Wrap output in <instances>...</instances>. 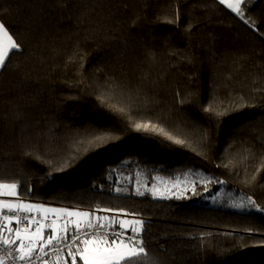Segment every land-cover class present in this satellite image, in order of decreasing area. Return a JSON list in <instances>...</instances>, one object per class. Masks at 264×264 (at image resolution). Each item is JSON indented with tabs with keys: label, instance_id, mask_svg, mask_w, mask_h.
<instances>
[{
	"label": "trees",
	"instance_id": "obj_1",
	"mask_svg": "<svg viewBox=\"0 0 264 264\" xmlns=\"http://www.w3.org/2000/svg\"><path fill=\"white\" fill-rule=\"evenodd\" d=\"M246 16L257 29L215 0H0V19L23 45L0 76V182L31 188L25 199L45 206L141 214L157 264H264V211L212 202L224 190L264 208V0H248ZM77 46L86 53L83 84L77 65L63 68ZM113 84L115 99L132 95L186 143L137 131L101 106L97 86ZM240 96L251 106L216 115ZM92 134L119 138L49 172L46 161ZM257 170L256 183H244ZM137 171L148 186L195 171L214 182L180 200L110 190L115 173Z\"/></svg>",
	"mask_w": 264,
	"mask_h": 264
},
{
	"label": "snow or ice",
	"instance_id": "obj_2",
	"mask_svg": "<svg viewBox=\"0 0 264 264\" xmlns=\"http://www.w3.org/2000/svg\"><path fill=\"white\" fill-rule=\"evenodd\" d=\"M64 2L65 0H57V3ZM218 2L234 13L245 25L257 29L256 22L246 16L248 0H218ZM178 19L177 15L175 19L165 18V21L177 23ZM138 20L139 17L133 19L130 26H134ZM191 27L189 23L186 31H190ZM15 35V31L0 19V76L11 66L10 56L22 54L23 45L14 38ZM85 60L86 53L77 46L66 56L63 64L64 69L69 65H77V75L81 77L77 81L79 84H83ZM116 86L114 84L97 86V99L101 106L119 113L137 131L155 132L177 145L186 143L184 139L166 131L158 121L148 115L147 111L136 107L132 95H129L127 103L115 99L113 89ZM246 106L251 105L243 96L233 98L228 101V107L219 108L216 115L223 116L233 109ZM205 111H211V107L205 108ZM118 138V135L92 134L74 140L65 156L55 162L46 161L50 166L49 172H62L89 148L99 147L109 139ZM258 174L259 170L251 175L246 173L244 183L255 184ZM196 175L194 172H189L173 179L155 176L154 182L148 186V181H142L138 173L134 194L140 197L147 194L153 199L179 200L188 198L189 193L193 196L199 195L198 189L207 193L214 178L203 176L199 179L192 178ZM125 179L131 182L132 178ZM114 183L119 185V178ZM215 183L223 184L224 181L215 180ZM115 191L122 193L126 189L117 186ZM29 192L31 188H24L22 191L17 182H0V252L3 253L0 254V264H7L8 259H11L12 264H69V260L70 264H78V261L82 264H157L144 244L145 221L141 214L102 204L91 209L45 206L33 202L30 197L25 199ZM238 206L244 207L243 204ZM248 206L257 211H264L252 196L248 197Z\"/></svg>",
	"mask_w": 264,
	"mask_h": 264
},
{
	"label": "rangeland",
	"instance_id": "obj_3",
	"mask_svg": "<svg viewBox=\"0 0 264 264\" xmlns=\"http://www.w3.org/2000/svg\"><path fill=\"white\" fill-rule=\"evenodd\" d=\"M140 174V179L142 181L146 180L145 176L142 172H135L132 175L129 174H123V173H115L114 178L115 180L117 178H119L120 184L117 185L114 183V181H112V186L110 188V190L114 193H117L115 191V188L117 186L123 187L124 189H126V191H124V194H132L135 197H140L134 194V188H135V179L137 174ZM194 173H196V176H193L192 178L194 179H199L200 176H203L205 178H208L206 175L202 174L201 172L195 171ZM126 177H131V182H129L127 179H125ZM154 182V181H153ZM151 186V185H149ZM191 194V193H189ZM147 195V194H146ZM153 199V198H152ZM214 199V200H213ZM212 199V202H216L217 204H226L228 205V208L232 209V210H255L254 208L248 206V201L247 200H243V198L241 197H237L236 195H234L233 193H229V192H225L224 190H220ZM153 200H157V199H153ZM161 200H171V199H161ZM172 200H178V199H172ZM180 200V199H179ZM243 204L244 207H239L238 205Z\"/></svg>",
	"mask_w": 264,
	"mask_h": 264
},
{
	"label": "crops",
	"instance_id": "obj_4",
	"mask_svg": "<svg viewBox=\"0 0 264 264\" xmlns=\"http://www.w3.org/2000/svg\"><path fill=\"white\" fill-rule=\"evenodd\" d=\"M218 4H219V2H218V0H215ZM225 10H227L229 13H231V11L230 10H228V9H226L223 5H221ZM231 14H233V15H235L234 13H231ZM159 200H161V199H159ZM79 262V261H78ZM81 264H82V262H80ZM69 264H70V260H69Z\"/></svg>",
	"mask_w": 264,
	"mask_h": 264
},
{
	"label": "built area",
	"instance_id": "obj_5",
	"mask_svg": "<svg viewBox=\"0 0 264 264\" xmlns=\"http://www.w3.org/2000/svg\"><path fill=\"white\" fill-rule=\"evenodd\" d=\"M0 254H3L2 252H0ZM61 255H63V254H61ZM7 264H12V261H11V259H8L7 260Z\"/></svg>",
	"mask_w": 264,
	"mask_h": 264
}]
</instances>
